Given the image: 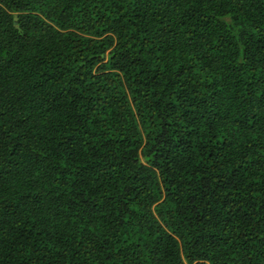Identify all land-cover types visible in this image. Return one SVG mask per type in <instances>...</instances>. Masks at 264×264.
Masks as SVG:
<instances>
[{
    "label": "trees",
    "instance_id": "obj_1",
    "mask_svg": "<svg viewBox=\"0 0 264 264\" xmlns=\"http://www.w3.org/2000/svg\"><path fill=\"white\" fill-rule=\"evenodd\" d=\"M0 264H264V0H0Z\"/></svg>",
    "mask_w": 264,
    "mask_h": 264
}]
</instances>
